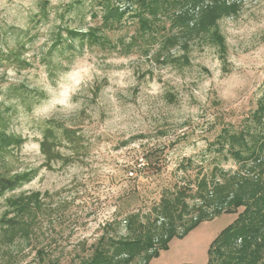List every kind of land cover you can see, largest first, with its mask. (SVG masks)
<instances>
[{
	"label": "rangeland",
	"instance_id": "374dc122",
	"mask_svg": "<svg viewBox=\"0 0 264 264\" xmlns=\"http://www.w3.org/2000/svg\"><path fill=\"white\" fill-rule=\"evenodd\" d=\"M101 4L0 0V131L22 139L0 148V171H35L0 195V216L10 196L38 191L41 201L29 241H0V264H78L101 234L124 233L117 221L145 213L164 190L194 189L203 175L235 171L226 146L219 150L223 128L264 133L252 116L264 92V0H241L238 13L219 20L225 64L202 39H192L187 51L179 44L163 49L176 30L169 11L144 35L126 14L107 32L116 48H79L75 39L71 49H52L68 43L66 28L99 26ZM50 125L79 137L66 143L57 128L58 149L68 159L49 167L39 141ZM236 216L200 222L147 264H206L210 243Z\"/></svg>",
	"mask_w": 264,
	"mask_h": 264
},
{
	"label": "trees",
	"instance_id": "16d2710c",
	"mask_svg": "<svg viewBox=\"0 0 264 264\" xmlns=\"http://www.w3.org/2000/svg\"><path fill=\"white\" fill-rule=\"evenodd\" d=\"M99 1L103 6L100 25L85 31L66 28L68 43L64 46L57 41L53 50L71 49L75 39L79 41V48L85 43L104 49L116 48L107 32L116 30L126 14L136 18L138 29L144 35L152 30L154 19L161 11H169V27L176 30L164 38L163 49L179 44L187 51L192 39H202L217 48L218 57L225 64L226 42L218 22L238 13L241 5V0ZM162 57L165 61L166 55ZM50 62L53 63L49 55ZM252 116L257 124H264V92ZM57 128L66 143L76 144L79 137L74 129L64 125L46 126L39 150L49 167L54 161L68 159L58 149ZM222 131L219 150L226 146L238 164L235 171L216 168L218 173H213L210 178L204 175L198 178L194 189L182 185L174 190H164L156 204L145 213L130 212L117 221V225L122 224L124 233L101 234L92 244L90 253L78 264H147L153 255L168 247L173 237H181L200 222L230 212H236L237 216L210 243L206 264H264V133L254 137L248 131L231 132L226 128ZM12 142L19 144L22 139L0 131V148ZM34 174L35 171L14 174L0 171V195L30 181ZM39 196L40 192L36 191L6 198V209L0 216V241L3 244L30 240L32 221L41 209ZM238 208L242 210L237 212ZM113 223L107 225L112 227Z\"/></svg>",
	"mask_w": 264,
	"mask_h": 264
}]
</instances>
